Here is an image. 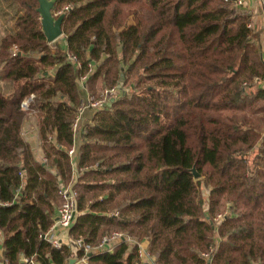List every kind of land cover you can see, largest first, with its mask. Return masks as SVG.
<instances>
[{
    "label": "trees",
    "instance_id": "16d2710c",
    "mask_svg": "<svg viewBox=\"0 0 264 264\" xmlns=\"http://www.w3.org/2000/svg\"><path fill=\"white\" fill-rule=\"evenodd\" d=\"M14 1L17 29L0 41V78L15 86L0 90L2 263L83 257L41 236L76 172L71 239L96 244L114 228L146 237L156 264H264V25L253 32L252 12L225 0H56L53 12L70 9L63 40L49 42L39 0ZM99 82L124 92L88 108L75 135ZM34 113L41 159L26 130ZM88 259L146 264L133 241Z\"/></svg>",
    "mask_w": 264,
    "mask_h": 264
},
{
    "label": "built area",
    "instance_id": "2783aa9c",
    "mask_svg": "<svg viewBox=\"0 0 264 264\" xmlns=\"http://www.w3.org/2000/svg\"><path fill=\"white\" fill-rule=\"evenodd\" d=\"M54 2L56 0H53ZM233 5L235 9L238 10H250L248 9V0H225ZM262 4L263 10L262 14L257 16L255 13L252 15L249 19L248 26L253 30L257 25L256 18L264 17V0H259ZM70 9L69 4H64L60 9L55 10L53 12L55 17H58L61 14H65L67 10ZM251 11V10H250ZM68 59L76 66L80 67L81 63L79 62L76 55L68 52ZM94 66L92 65V70ZM87 76H83L81 82H84L86 80ZM257 81V78L255 79ZM124 92V87L122 84L117 83L113 86H110L108 88H105L102 92V95L98 98L93 96H87L83 101L82 104L79 107V111L76 114V117L74 119V122L72 124V131L76 135L84 113L87 108L93 107L96 109H105L106 106L112 99H116L118 96H120ZM29 101H23L24 108H28ZM68 153L70 157L73 160V157L76 153V146L73 145L69 150ZM74 162V161H73ZM77 176L73 174L72 179L69 182H60L58 186V193L61 197V203L59 207L57 208V215L54 218L53 223L51 224L50 228L43 233L41 236L43 239L50 242L55 248H61L64 244H66V241L63 239L61 232L62 231H68L74 224L77 214H78V197H79V191L77 187L75 186ZM118 214V212L116 213ZM226 212L221 213L218 215L217 219L218 221L223 220L225 218ZM122 241H133L137 242L138 244V251L141 259L147 264H156L154 261L153 255L150 253L148 249L145 247V241H149L146 237L143 238L141 241L134 240L130 235L126 234L122 230H114L105 233L102 235L100 240L96 244L87 243L84 239V237L80 236L77 239H71V247L74 253H77L79 250L84 251L83 257L76 259V263L81 264H90L89 262V253H101V252H111L114 250L116 245ZM68 244V243H67ZM215 250V247H212L208 253H206V256L210 258L211 260V253ZM23 261L25 263H36V260L34 256L32 257H24ZM38 264V263H37Z\"/></svg>",
    "mask_w": 264,
    "mask_h": 264
},
{
    "label": "rangeland",
    "instance_id": "374dc122",
    "mask_svg": "<svg viewBox=\"0 0 264 264\" xmlns=\"http://www.w3.org/2000/svg\"><path fill=\"white\" fill-rule=\"evenodd\" d=\"M18 9H19V6H18V4L16 2H10V1H7V0H0V41H1V38L4 35L14 32L15 27H16L15 23H14V17L17 15ZM257 24H259V26L261 27L264 24V19L259 18L258 21H257ZM63 37L64 36L62 35L57 40L62 41ZM0 68H1V65H0ZM0 85H1L0 87L4 88L3 90H4V93L6 94V96L10 97V95H12V94L8 95V93L9 92L11 93L14 90V88H15L14 84L11 83V82L10 83L9 82H2V79H1L0 80ZM101 85H102L101 82H99L98 83V88L99 89H98V93H97V94H99V96L90 95V94L87 95V96H93V97H96V98L100 97L102 95L103 90L105 88L109 87L108 86V87H104L103 88ZM89 108L94 109V111L99 110V109H96V108H93V107H89ZM84 115H85V113H84ZM37 122H38L37 114L34 113L32 115L31 120L27 124L31 125L35 129V124H37ZM98 164L99 163L97 162L95 166H97ZM75 173H74V175L77 176L78 174L77 173L75 174ZM105 193H107V192H105ZM105 193H102V192L99 193L98 198L99 199L103 198V195ZM203 193L206 196L208 194V190L206 188H204ZM89 202H91V200ZM117 212L119 214L118 210H116L114 213L116 214ZM118 214H116V215H118ZM219 222H220V220H219ZM114 230H120V229H114L113 228L110 231H114Z\"/></svg>",
    "mask_w": 264,
    "mask_h": 264
},
{
    "label": "water",
    "instance_id": "95a60500",
    "mask_svg": "<svg viewBox=\"0 0 264 264\" xmlns=\"http://www.w3.org/2000/svg\"><path fill=\"white\" fill-rule=\"evenodd\" d=\"M54 3L55 2L53 0H39V7L37 8V11L41 15L43 31L49 42H54L63 35L62 24L65 14L63 13L58 17H55L53 14ZM20 53L21 52H19V54ZM114 100L115 99L113 98L112 101ZM192 171L195 177L200 176V173L195 167H193ZM70 264H76V259L72 258L70 260Z\"/></svg>",
    "mask_w": 264,
    "mask_h": 264
},
{
    "label": "crops",
    "instance_id": "0c3cea01",
    "mask_svg": "<svg viewBox=\"0 0 264 264\" xmlns=\"http://www.w3.org/2000/svg\"><path fill=\"white\" fill-rule=\"evenodd\" d=\"M7 1H10V2H16L17 4H18V6H19V9H18V12H17V15L14 17V23H15V19L17 18V16L22 12V10H23V8L20 6V4L17 2V1H14V0H7ZM248 6H249V8L248 9H250L251 10V12H253V14L255 13V15H257V16H259V15H261L262 14V10H263V7H262V4L260 3V1L259 0H248ZM260 18H262V19H264V17H260ZM258 17L256 18V20L258 21ZM261 20V19H260ZM257 25H259V24H257ZM264 25V24H263ZM16 26V25H15ZM261 28V27H260ZM16 27H15V30H14V32L16 31ZM14 32H12V33H14ZM8 34H10V33H8ZM5 36V35H4ZM3 36V37H4ZM264 38V37H263ZM261 45H262V47H263V59H264V39H263V41H262V43H261ZM1 80V79H0ZM2 82H9L10 83V81H6V80H2ZM261 85L262 86H264V83H261ZM1 86V85H0ZM4 88L3 87H0V90L4 93V90H3ZM14 91V90H13ZM13 91L10 93H8V95H10V94H13ZM5 94V93H4ZM6 95V94H5ZM11 96V95H10ZM26 127H27V136L29 137V141L32 143V144H34L35 146H36V155L41 159L42 158V156H43V151H42V149H41V145H40V140H39V136H38V134H37V130H35L34 128H29V124H27L26 125ZM58 208V207H57ZM56 215H57V209H56V212H55V215H54V218L56 217ZM61 234H62V237H63V239L66 241V243H68V244H70L71 245V238L69 237V235H68V232L67 231H62L61 232ZM145 248L146 249H148L149 248V241H145ZM1 250H2V244H1V239H0V253H1ZM0 264H3L2 263V260H1V256H0ZM76 264H81V263H76ZM146 264H147V262H146Z\"/></svg>",
    "mask_w": 264,
    "mask_h": 264
}]
</instances>
